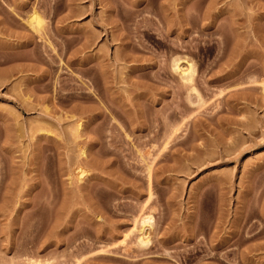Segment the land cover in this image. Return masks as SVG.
I'll list each match as a JSON object with an SVG mask.
<instances>
[{"label": "rangeland", "instance_id": "1", "mask_svg": "<svg viewBox=\"0 0 264 264\" xmlns=\"http://www.w3.org/2000/svg\"><path fill=\"white\" fill-rule=\"evenodd\" d=\"M263 84L264 0H0V264H264Z\"/></svg>", "mask_w": 264, "mask_h": 264}, {"label": "bare ground", "instance_id": "2", "mask_svg": "<svg viewBox=\"0 0 264 264\" xmlns=\"http://www.w3.org/2000/svg\"><path fill=\"white\" fill-rule=\"evenodd\" d=\"M29 24L31 27L37 31H40L42 29V20L39 15V13L36 10H33L32 14L30 15L28 19ZM185 63L182 64L181 62V57L180 58H175L173 67L176 70H180L179 74L184 80H191L195 71L194 64L191 60H186L184 61ZM183 65V66H181ZM194 89V88H193ZM263 89H264V84H263ZM80 126V123H78L77 127ZM78 130V129H77ZM141 227H140V234L138 236V241L139 244H148L149 243V235H148V230L153 227V216L152 214H144L141 217Z\"/></svg>", "mask_w": 264, "mask_h": 264}]
</instances>
